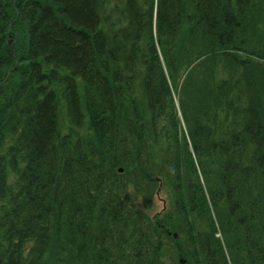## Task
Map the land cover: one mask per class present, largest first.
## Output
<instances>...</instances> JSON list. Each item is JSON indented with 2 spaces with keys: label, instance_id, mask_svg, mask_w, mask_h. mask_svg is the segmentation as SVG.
<instances>
[{
  "label": "trees",
  "instance_id": "obj_1",
  "mask_svg": "<svg viewBox=\"0 0 264 264\" xmlns=\"http://www.w3.org/2000/svg\"><path fill=\"white\" fill-rule=\"evenodd\" d=\"M184 258L264 264V0H0V264Z\"/></svg>",
  "mask_w": 264,
  "mask_h": 264
},
{
  "label": "bare ground",
  "instance_id": "obj_2",
  "mask_svg": "<svg viewBox=\"0 0 264 264\" xmlns=\"http://www.w3.org/2000/svg\"><path fill=\"white\" fill-rule=\"evenodd\" d=\"M119 44H121V42H119ZM159 53H160V51H159ZM162 59V58H161ZM163 60V59H162ZM164 62V61H163ZM18 72H19V69L18 68H14V69H12V70H10V72H9V76L10 77H15L17 74H18ZM165 76H166V78H167V83H168V88H169V90L170 91H174L175 89H174V85H173V83H172V80L170 79V77H169V75H168V72L165 70ZM80 80V77H77V82ZM177 108L179 109V107H178V103H177ZM121 138H120V142H121V144H124L123 146H125L129 141H130V139H131V137L130 136H128L126 133H124L123 131H122V133H121ZM94 141V143L96 144V143H98V141H96V140H93ZM77 144H78V142L77 141H73V143H72V148L74 149V148H76V146H77ZM117 146H119V145H117ZM123 148V147H122ZM158 182L159 183H161V180L160 179H158ZM170 234V233H169ZM175 236V238L177 237V235L175 234L174 235ZM175 250H177V249H175ZM187 262H188V260L187 259H185L184 258V260L183 259H181V263L182 264H187Z\"/></svg>",
  "mask_w": 264,
  "mask_h": 264
},
{
  "label": "rangeland",
  "instance_id": "obj_3",
  "mask_svg": "<svg viewBox=\"0 0 264 264\" xmlns=\"http://www.w3.org/2000/svg\"><path fill=\"white\" fill-rule=\"evenodd\" d=\"M7 24H9V23H5L4 26H7ZM5 35L6 36L9 35L10 40H12L13 36L10 34L9 29L5 33ZM165 201H167V202L169 201V196L166 193L165 194L161 193L159 199L155 198V204H154V208H153L154 209V213H158V212L162 211V209L164 208V202Z\"/></svg>",
  "mask_w": 264,
  "mask_h": 264
}]
</instances>
